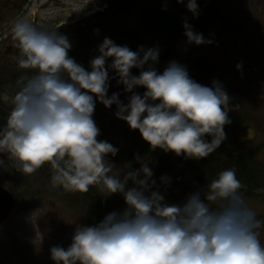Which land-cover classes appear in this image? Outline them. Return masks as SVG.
I'll return each instance as SVG.
<instances>
[{"label":"clouds","instance_id":"9594fccd","mask_svg":"<svg viewBox=\"0 0 264 264\" xmlns=\"http://www.w3.org/2000/svg\"><path fill=\"white\" fill-rule=\"evenodd\" d=\"M186 8L194 17L199 15L197 0H187ZM183 27L187 43L213 42L186 20ZM11 32L19 49L18 66L34 71L16 82L18 91L0 128V152L9 153L23 174L49 164L53 187L86 193L98 186L107 195L122 194L127 205L95 226H78L67 249L53 246L55 264H264V244L257 231L262 222L245 202L235 168L219 171L202 190L203 198L198 190L180 205L169 204L158 190L151 191L156 184L153 171L139 156L138 170L128 171L123 179L110 174L112 164L106 157L119 150L97 140L100 130L92 117L99 101L105 107L115 104V116L138 129L153 150L206 158L227 139L224 126L231 123L230 97L222 82L201 85L176 61L158 73L151 66L158 62V46L141 45L133 51L105 37L88 71L68 55L72 45L57 30L17 17ZM134 67L141 69L139 75L132 74ZM236 67L242 70L243 65ZM109 69L115 71L117 84L132 93L127 103L120 101L118 92L107 95ZM138 86L146 89L142 95L133 92ZM253 135L248 130L246 138ZM160 179L170 183L167 176ZM129 180L135 186L127 187Z\"/></svg>","mask_w":264,"mask_h":264},{"label":"rangeland","instance_id":"374dc122","mask_svg":"<svg viewBox=\"0 0 264 264\" xmlns=\"http://www.w3.org/2000/svg\"><path fill=\"white\" fill-rule=\"evenodd\" d=\"M86 3L87 0H33L32 5L28 8L26 6L27 9L18 16H15L16 10L3 9L0 38L3 40L5 35L12 34L11 22L17 17H26L37 27L57 30L63 34L62 27L87 19L90 15L102 12L106 7L103 0H91ZM186 4L187 0L183 3L175 0L176 9L181 8L180 11H183L186 19L193 20L190 25L194 31L202 33L206 39L213 42L190 44L187 43L186 37L173 44V61L186 67L196 59L206 63L210 74L222 82L230 97L228 115L241 116L246 124L244 133L240 136L241 143L252 146L264 144V0H197V17L186 8ZM80 8L82 9L76 11ZM139 10L125 14L123 22L130 27L140 24L142 28ZM8 42L6 40L0 43V68L9 72L14 69L24 72L26 69H17L11 65L18 60L19 49L15 43L8 50L11 44ZM3 53L6 56H3ZM90 54L87 51L81 57L82 60L88 59L84 65H89L92 59ZM238 63L243 65L242 70L237 69ZM167 65H161L160 68L164 70ZM14 94L3 95L2 100L8 109L12 107ZM127 102L128 100L125 103ZM97 110L102 112L109 123L115 122L113 127L120 128L116 125V120L122 121L119 122L122 128L125 126L126 121L115 116L117 106L114 104ZM248 130L254 133L250 140L246 138ZM106 134L108 135L99 134L97 140H107L111 144L116 142L109 133ZM140 158L150 167L149 159ZM259 158L264 164V149H261ZM106 159L111 163L112 155L108 154ZM0 161H3L0 164V182L8 189L11 187V192L14 196L17 195L15 210L10 218L0 225V264H50V249L57 245L67 249L76 228L80 225L86 226L87 206L77 207L74 203L77 198L75 193L67 192L62 187H53L51 175L45 167L33 174H23L18 170V163L6 151L0 152ZM111 164L110 174H118L119 178L120 175L123 174L124 177L128 171L141 167V162L137 159H125L122 165L117 164L118 168L115 162ZM23 180H27L25 185ZM186 180L190 184L194 182L190 174L186 175ZM133 186L135 185L129 180L127 187ZM97 193L99 194L98 191ZM115 194L108 195L109 199L116 201ZM186 198L185 195L181 196L175 204H182ZM243 198L257 218H264L262 197ZM165 202L172 204L167 198ZM257 231L261 243L264 244V232Z\"/></svg>","mask_w":264,"mask_h":264},{"label":"trees","instance_id":"16d2710c","mask_svg":"<svg viewBox=\"0 0 264 264\" xmlns=\"http://www.w3.org/2000/svg\"><path fill=\"white\" fill-rule=\"evenodd\" d=\"M106 7L102 12H97L74 24L62 27L63 34L67 36L72 47L68 55L81 64L86 70L90 71V64L84 65L88 59L82 60L83 54L89 51L90 58H94L98 53V45L103 42L105 37L112 39L117 45H127L130 50L136 51L139 46L143 45L146 49L158 46L159 58L158 62L151 64L160 67L167 65L173 61L175 57V50L173 44L158 45L153 43L142 31L141 25L130 27L123 22V17L128 13H135L143 5L152 3L156 0H103ZM168 9L177 14L183 21L192 24L193 20L188 21L185 15L176 9L175 0H158ZM192 13V12H191ZM193 14V13H192ZM93 18V19H90ZM61 31V30H60ZM12 66L20 68L17 60L11 63ZM187 71L191 78L204 86H212L213 76L208 69L206 63L196 59L188 66ZM189 69V70H188ZM0 71H5L0 68ZM7 70L0 72V128L6 125L8 114L11 110L3 102V95L5 93H15L18 91L17 80L22 75H31L34 70L26 69L24 72L20 70ZM18 72V73H17ZM199 77V78H198ZM94 98H95V94ZM104 105L96 102L93 120L99 128L102 136L108 135L116 142L112 145L118 148L115 156H112L111 163L118 168L122 165L125 159H136L139 157H146L150 160V168L153 171V177L156 184L152 186L151 191H159L172 204L178 202L183 195L188 196L196 191H201L203 198V189L206 188L209 181L215 178L216 174L226 168H235L238 179L241 181L242 188L240 192L243 197H262L264 199V164L260 160L259 155L261 149H264V144L257 146L245 145L241 143L240 136L244 133L246 126L241 116L230 117L231 123L224 126V131L227 134V139L224 140L219 148L206 158L194 159L185 158L183 155L177 156L174 152H164L160 148L153 150L149 143L146 142L138 129H131L127 122L122 128L116 120V125L120 128L113 127L115 122H108L102 112L98 108ZM104 134V135H103ZM210 140L211 137L206 136ZM107 141V140H106ZM108 142V141H107ZM118 164V166H117ZM51 175V168L49 164L44 166ZM190 174L193 183H188L186 175ZM162 176L170 178V183L164 184L161 181ZM123 179V174L120 175ZM27 180H23L24 182ZM9 189L12 191L11 187ZM99 192V194L97 193ZM13 192V191H12ZM77 195V207L85 208V217L87 218L86 226H95L101 222L104 217L113 212H123L127 207L122 194L116 193V201L110 200L106 191H103L98 186H90L86 193L75 192ZM108 197H107V196ZM17 197V195L15 194ZM215 207V205H213ZM18 208V207H17ZM262 222L261 228L257 229L264 232V218H257ZM50 264H55L53 260Z\"/></svg>","mask_w":264,"mask_h":264},{"label":"water","instance_id":"95a60500","mask_svg":"<svg viewBox=\"0 0 264 264\" xmlns=\"http://www.w3.org/2000/svg\"><path fill=\"white\" fill-rule=\"evenodd\" d=\"M139 16L143 33L155 44H173L186 38L184 35L185 29L183 27L184 21L159 1L143 5L139 10ZM111 60V57L107 58L106 68L107 65L111 63ZM149 65L150 63L145 64L143 70H147ZM151 66L154 67L158 73L163 72L160 67ZM108 71L110 79L107 95L111 96L113 92H118L120 94V101L125 103L127 97L132 93L125 92L124 86L122 84H117L116 79L112 78L115 76L114 70L109 69ZM140 71L141 69L135 67L131 69L133 75H139ZM145 90L143 86H138L133 89V92L142 95ZM16 206L17 200L14 194L0 182V225L10 218Z\"/></svg>","mask_w":264,"mask_h":264},{"label":"flooded vegetation","instance_id":"af4514ba","mask_svg":"<svg viewBox=\"0 0 264 264\" xmlns=\"http://www.w3.org/2000/svg\"><path fill=\"white\" fill-rule=\"evenodd\" d=\"M33 3V0H0V23H1V19L3 17V9L6 10L7 8H11L12 10H16L17 14H15V16L19 13H22L24 10H26L28 7H30ZM27 6V8H26ZM34 21V19H33ZM2 32V31H1ZM0 32V34H1ZM5 39L2 40V38H0V43L5 42L6 40L9 41L11 44H9L8 46V50H10V48L12 47L13 44H15V41L13 40L12 34L10 36L5 35L4 36ZM8 42V43H9ZM3 56H6L5 53H3Z\"/></svg>","mask_w":264,"mask_h":264}]
</instances>
